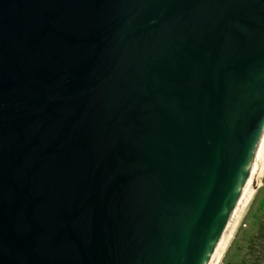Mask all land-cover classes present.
<instances>
[{"label":"water","instance_id":"1","mask_svg":"<svg viewBox=\"0 0 264 264\" xmlns=\"http://www.w3.org/2000/svg\"><path fill=\"white\" fill-rule=\"evenodd\" d=\"M264 139V0H0V264H210Z\"/></svg>","mask_w":264,"mask_h":264},{"label":"rangeland","instance_id":"2","mask_svg":"<svg viewBox=\"0 0 264 264\" xmlns=\"http://www.w3.org/2000/svg\"><path fill=\"white\" fill-rule=\"evenodd\" d=\"M264 199V174L258 181L255 191L245 206L241 217L233 229V232L224 248V251L216 264H224L227 255L237 250L242 245L247 235L253 234L257 227L256 215L259 212L261 201Z\"/></svg>","mask_w":264,"mask_h":264},{"label":"bare ground","instance_id":"3","mask_svg":"<svg viewBox=\"0 0 264 264\" xmlns=\"http://www.w3.org/2000/svg\"><path fill=\"white\" fill-rule=\"evenodd\" d=\"M263 174H264V139H263L261 148L259 150L257 159L255 161V164L253 166V169L251 171V174L249 176V179L246 183V186L241 194V197L235 207V210L230 218V221L224 231V234L219 242V245L213 255V258L210 264H216L218 260L220 259L224 251V248L233 232V229L236 227L245 206L247 205L248 201L252 197L255 191V187L258 184V181L263 176Z\"/></svg>","mask_w":264,"mask_h":264},{"label":"trees","instance_id":"4","mask_svg":"<svg viewBox=\"0 0 264 264\" xmlns=\"http://www.w3.org/2000/svg\"><path fill=\"white\" fill-rule=\"evenodd\" d=\"M257 227L247 235L234 253L228 254L224 264H264V199L256 215Z\"/></svg>","mask_w":264,"mask_h":264}]
</instances>
